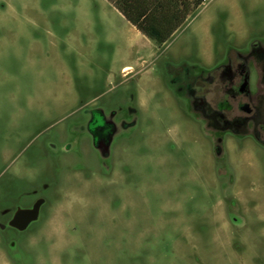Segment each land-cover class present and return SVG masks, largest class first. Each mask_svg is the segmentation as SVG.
I'll use <instances>...</instances> for the list:
<instances>
[{"label": "rangeland", "instance_id": "rangeland-1", "mask_svg": "<svg viewBox=\"0 0 264 264\" xmlns=\"http://www.w3.org/2000/svg\"><path fill=\"white\" fill-rule=\"evenodd\" d=\"M194 6L154 46L102 0H0V264H264V0ZM228 63L259 113L237 134L191 106Z\"/></svg>", "mask_w": 264, "mask_h": 264}, {"label": "flooded vegetation", "instance_id": "flooded-vegetation-1", "mask_svg": "<svg viewBox=\"0 0 264 264\" xmlns=\"http://www.w3.org/2000/svg\"><path fill=\"white\" fill-rule=\"evenodd\" d=\"M247 68L245 63L236 64L232 67L230 63L223 67L219 79H209L203 83L204 86L197 85L193 99L196 104L193 108L201 114L203 119L210 121L217 130L237 134L251 118L258 117L257 106L249 100L246 82ZM259 86H264V74L260 75ZM254 126L256 135L260 134L264 127V116L260 117ZM98 119H94L91 135L103 143L113 132L107 123H101V127L95 125ZM259 128H261L259 130Z\"/></svg>", "mask_w": 264, "mask_h": 264}, {"label": "crops", "instance_id": "crops-1", "mask_svg": "<svg viewBox=\"0 0 264 264\" xmlns=\"http://www.w3.org/2000/svg\"><path fill=\"white\" fill-rule=\"evenodd\" d=\"M104 9H107L108 16L112 20L126 25L129 29L136 32L142 39L147 41L148 45H154L146 36L142 35L133 24L148 23L150 25L165 26V32L169 28L184 24L191 16L194 10V0H102ZM202 4V3H201ZM123 75L132 71L130 66H125L121 70ZM99 118L96 126L101 127V123H107L113 132L102 143L101 140L95 139L90 132V126L93 124L94 118L90 121L88 135L93 141L94 145L98 148L101 155L107 158L110 155V149L113 139L116 134V128L112 121L106 120L105 116L98 111ZM101 125V126H100ZM94 126V125H92ZM95 127V126H94ZM261 140L264 142V134H261ZM67 203V201L65 200Z\"/></svg>", "mask_w": 264, "mask_h": 264}, {"label": "trees", "instance_id": "trees-1", "mask_svg": "<svg viewBox=\"0 0 264 264\" xmlns=\"http://www.w3.org/2000/svg\"><path fill=\"white\" fill-rule=\"evenodd\" d=\"M204 0H194L197 6L201 5ZM133 26L139 31L142 35L149 38L156 45L164 44L176 31L179 25H175L169 28L168 31L165 32L166 27L162 25H150L147 22L142 24H133Z\"/></svg>", "mask_w": 264, "mask_h": 264}, {"label": "water", "instance_id": "water-1", "mask_svg": "<svg viewBox=\"0 0 264 264\" xmlns=\"http://www.w3.org/2000/svg\"><path fill=\"white\" fill-rule=\"evenodd\" d=\"M41 202L42 201L36 202L31 210L17 211L9 223L10 227L19 231L25 230L27 225L36 219Z\"/></svg>", "mask_w": 264, "mask_h": 264}]
</instances>
